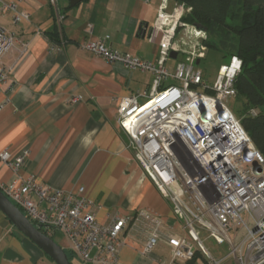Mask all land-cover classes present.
I'll return each mask as SVG.
<instances>
[{
  "label": "built area",
  "instance_id": "2783aa9c",
  "mask_svg": "<svg viewBox=\"0 0 264 264\" xmlns=\"http://www.w3.org/2000/svg\"><path fill=\"white\" fill-rule=\"evenodd\" d=\"M48 2L61 23L57 0ZM20 4L21 0H0V16L9 15L13 25L29 21V12ZM189 10L183 3L170 6L169 0H161L149 34L150 40L158 35L156 59L112 49L104 38H88L81 44L109 63L152 74L149 88L141 94L117 100V122L133 160L168 201L183 235L163 234L162 219L147 209L99 223L83 187L70 191L51 188L34 175L23 178L19 170L29 150L0 151V163L14 174L0 183V191L44 234L61 232L68 243L66 251L84 264H117L123 231L140 223L146 227L143 252L164 239L171 247V264L190 260L197 251L206 264H223L229 256L236 264H264V157L229 106L236 95L234 80L241 60L231 56L208 83L195 67L196 60L205 56L206 32L182 21ZM91 30L88 24L87 34ZM19 42L14 32L0 25L2 103L15 88L2 58ZM21 45L24 50L26 43ZM171 51L183 55L175 58L172 70L166 66ZM168 79L176 83H166ZM203 231L216 244H227L229 252L213 256L204 245ZM239 231L243 233L236 242Z\"/></svg>",
  "mask_w": 264,
  "mask_h": 264
},
{
  "label": "crops",
  "instance_id": "0c3cea01",
  "mask_svg": "<svg viewBox=\"0 0 264 264\" xmlns=\"http://www.w3.org/2000/svg\"><path fill=\"white\" fill-rule=\"evenodd\" d=\"M160 2L83 0L69 7L68 0H57L63 15L57 23L48 0H21L29 21L5 26L20 42L2 58L15 88L4 103L5 94L0 92V151L29 150L19 170L23 178L34 175L51 188L70 191L83 187L99 223L147 209L162 219L163 234L183 235L168 201L133 160L126 148L127 136L117 122V100L141 94L149 88L152 74L109 63L81 47L88 38H104L112 49L156 59L158 35L150 40L149 34ZM54 28L55 40L49 36ZM21 43H26L24 50ZM175 63V59L167 61L166 66L172 70ZM13 176L0 163V183ZM122 237L117 264H171V247L164 239L143 252L144 224L124 230ZM201 237L212 240L205 231ZM52 239L67 249L61 232L55 231ZM239 239L235 236L236 242ZM212 241L214 246L206 248L215 257H224L229 246ZM70 262L84 264L72 256ZM0 264L55 263L0 212ZM180 264H206V260L197 251ZM223 264H236V260L229 256Z\"/></svg>",
  "mask_w": 264,
  "mask_h": 264
},
{
  "label": "trees",
  "instance_id": "16d2710c",
  "mask_svg": "<svg viewBox=\"0 0 264 264\" xmlns=\"http://www.w3.org/2000/svg\"><path fill=\"white\" fill-rule=\"evenodd\" d=\"M169 2L183 3L190 8L182 21L205 30L203 43L207 49L217 51L224 62L231 56L241 60L240 71L234 80L236 95L229 106L264 157V0ZM49 36L57 39L55 28ZM251 110L256 113L251 114ZM65 252L71 260V254Z\"/></svg>",
  "mask_w": 264,
  "mask_h": 264
},
{
  "label": "water",
  "instance_id": "95a60500",
  "mask_svg": "<svg viewBox=\"0 0 264 264\" xmlns=\"http://www.w3.org/2000/svg\"><path fill=\"white\" fill-rule=\"evenodd\" d=\"M82 1L83 0H68V5L69 7H74ZM176 57L177 53L171 51L170 58L175 59ZM198 63L199 60H196V64ZM0 212L9 220L17 231L37 246L55 264H71L64 248L37 228L22 210L13 204L1 191Z\"/></svg>",
  "mask_w": 264,
  "mask_h": 264
},
{
  "label": "rangeland",
  "instance_id": "374dc122",
  "mask_svg": "<svg viewBox=\"0 0 264 264\" xmlns=\"http://www.w3.org/2000/svg\"><path fill=\"white\" fill-rule=\"evenodd\" d=\"M0 25H4V26L9 28V26L12 25V23L10 21V16L9 15L0 16ZM177 57L178 58H176V59H183V55L181 53H179L177 55ZM224 61L225 60L221 57V55L217 51L206 48L204 58L200 59L198 64L195 63V67L197 69L201 70L202 76L207 80L208 83L212 84V82L216 76L219 65L222 63H225ZM168 62L169 63L174 62V59H168ZM166 83L175 84L176 82H175V80L168 79V80H166ZM238 233L239 234L237 235V238H240L242 236L243 231H239ZM204 244H205V246L209 247L210 244L213 245L214 243L212 240H208V241H204ZM222 248L225 249L224 246H222ZM228 252H229V248L226 251V254ZM212 255L214 256V254H212Z\"/></svg>",
  "mask_w": 264,
  "mask_h": 264
}]
</instances>
